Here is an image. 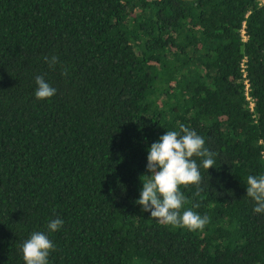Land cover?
<instances>
[{
    "label": "trees",
    "instance_id": "obj_1",
    "mask_svg": "<svg viewBox=\"0 0 264 264\" xmlns=\"http://www.w3.org/2000/svg\"><path fill=\"white\" fill-rule=\"evenodd\" d=\"M181 124L215 153L198 195L180 186L202 230L135 203L148 148ZM249 175H264L263 0H0V264H25L34 231L48 264H264Z\"/></svg>",
    "mask_w": 264,
    "mask_h": 264
},
{
    "label": "clouds",
    "instance_id": "obj_2",
    "mask_svg": "<svg viewBox=\"0 0 264 264\" xmlns=\"http://www.w3.org/2000/svg\"><path fill=\"white\" fill-rule=\"evenodd\" d=\"M49 67L58 63V58L45 57ZM67 75L65 71L62 73ZM35 98L49 99L55 95L56 89L47 83L43 76H36ZM215 153L205 147V140L194 130L180 125V131H166L158 141L151 143L148 148L146 170L149 174H142L140 180L142 189L135 203L144 212H150L152 218L165 226L183 227L190 231L202 230L210 218L201 216L192 209L182 211L187 202L180 186H197L199 194L202 175L200 167L208 171L215 167ZM200 159L197 163L195 158ZM144 177L141 179V177ZM246 196L254 201V212L264 213V175L259 177L249 175L246 180ZM199 207V205H194ZM63 225L60 218L51 220L47 228L49 232L58 230ZM55 245L48 235L41 231H34L30 238L21 245L25 264H48L50 251Z\"/></svg>",
    "mask_w": 264,
    "mask_h": 264
},
{
    "label": "built area",
    "instance_id": "obj_3",
    "mask_svg": "<svg viewBox=\"0 0 264 264\" xmlns=\"http://www.w3.org/2000/svg\"><path fill=\"white\" fill-rule=\"evenodd\" d=\"M263 2H264V0H263ZM245 83H246V81H245ZM247 86V85H246ZM247 99H249V97H247ZM250 106L252 107V103L250 104Z\"/></svg>",
    "mask_w": 264,
    "mask_h": 264
}]
</instances>
